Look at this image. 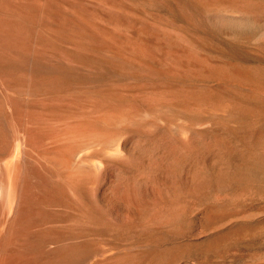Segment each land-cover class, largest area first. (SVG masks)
Wrapping results in <instances>:
<instances>
[{
    "label": "rangeland",
    "instance_id": "1",
    "mask_svg": "<svg viewBox=\"0 0 264 264\" xmlns=\"http://www.w3.org/2000/svg\"><path fill=\"white\" fill-rule=\"evenodd\" d=\"M56 2V17L82 13L150 50L129 49L132 66L62 44L85 55L70 59L65 95L139 109L80 148L76 178L57 173L67 198L54 224L80 249L69 264H264V0H112L121 21L108 19L111 0ZM163 88L174 94L162 103L143 98Z\"/></svg>",
    "mask_w": 264,
    "mask_h": 264
},
{
    "label": "bare ground",
    "instance_id": "2",
    "mask_svg": "<svg viewBox=\"0 0 264 264\" xmlns=\"http://www.w3.org/2000/svg\"><path fill=\"white\" fill-rule=\"evenodd\" d=\"M51 1L0 0V264H69L72 259L77 260L74 257L80 253L79 246L72 241L68 243L72 237L68 236L67 242L62 226L54 224L58 220L55 218L56 211L63 210V201L67 198V191L64 192L66 182L62 183L64 176L59 179L57 173L76 178L77 172L74 169L78 165L77 153L80 148L101 136L109 137L110 131H114V127L120 125V122L130 119V115L137 109L136 105L112 99H86L65 95L60 84L66 79L71 67L70 59H75L74 55H85L81 54L83 47L78 50L79 48L64 47L62 44L72 42L75 45L78 42L79 46L81 43L101 48L103 46L119 55L126 65L132 66L136 64H132L134 60L128 53L129 49L139 57L149 50L132 46L108 30L87 26L86 21L79 18L82 13L78 17L62 13L56 17L50 10V5L54 8ZM110 3L108 19L117 21L119 15L117 17L115 11L122 7L116 2L112 3V0ZM172 90H152L143 98L149 103L160 104L174 94ZM80 108L87 112L72 118L73 110ZM68 116L71 118L66 120ZM103 141L105 142L104 138ZM74 185L73 187L77 186ZM77 193L76 196H79Z\"/></svg>",
    "mask_w": 264,
    "mask_h": 264
}]
</instances>
